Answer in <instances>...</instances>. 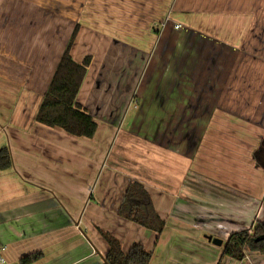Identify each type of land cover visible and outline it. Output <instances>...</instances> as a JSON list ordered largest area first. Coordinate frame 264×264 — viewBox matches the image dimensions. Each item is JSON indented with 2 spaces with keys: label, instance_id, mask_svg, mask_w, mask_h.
Here are the masks:
<instances>
[{
  "label": "crops",
  "instance_id": "obj_1",
  "mask_svg": "<svg viewBox=\"0 0 264 264\" xmlns=\"http://www.w3.org/2000/svg\"><path fill=\"white\" fill-rule=\"evenodd\" d=\"M169 23L237 50L229 56V81L213 98L210 114L192 113L193 87L187 81L193 69L189 74L187 53L183 71L174 43L168 45V67H154L162 27ZM77 25L72 57L76 62L93 57L78 94L79 103L98 123L93 138L36 121ZM166 49L164 45L161 52ZM219 70L215 73L224 74ZM205 93L201 89L194 98L201 109L203 103L208 107ZM226 108L233 109L234 123L247 118L243 122L251 124L249 130L264 132V0H0V148L8 146L13 159L11 168L0 169V248L5 247L0 264H19L36 251L42 256L33 264H106L109 246L99 229L117 237L124 251L134 242L151 251L161 247L164 260L156 263L158 255H153L150 264H213L218 258L219 264H264V255L248 249L243 260L221 258L218 245L209 239L219 237L224 243L232 232L252 225L257 219V182L249 192L254 197L240 203L225 178H214L188 156L183 174L167 177L155 160L160 151H151L158 143L145 142L151 137L143 128L139 134L132 132L135 125H158L154 129L163 123L187 124L193 115L224 125L229 122ZM132 139L140 142L143 152L131 154ZM245 166L258 169L255 164ZM205 173L211 177L205 182L192 178H208ZM133 181L144 184L166 220L158 240L154 232L118 214ZM212 188L222 191L214 195ZM189 190L205 193L203 200L209 203L191 210L193 203L186 201L184 216L179 215L184 222L168 229L170 220L178 218L170 215H178L177 205H184ZM225 201L244 206L246 214L252 210L250 224L226 217ZM192 247L206 254L198 256L197 250L189 262L177 257Z\"/></svg>",
  "mask_w": 264,
  "mask_h": 264
},
{
  "label": "rangeland",
  "instance_id": "obj_2",
  "mask_svg": "<svg viewBox=\"0 0 264 264\" xmlns=\"http://www.w3.org/2000/svg\"><path fill=\"white\" fill-rule=\"evenodd\" d=\"M168 15L169 13H167L165 17L162 15V18L160 19V21H158L159 23H157L159 25L161 23L163 24ZM172 26V23H169L167 25V28H164V26L162 27L161 31H165L162 34L163 36L159 39V50H157L156 54L158 58L155 60L154 67H156V69L168 67L167 61L170 57V53L168 52V45L169 47H172L174 43L176 44L179 65L183 68H181L183 71L186 68L185 62L183 60L185 59L187 53V57H189L188 73L190 74L191 69H193V74L188 76L189 81H187L193 87V98L191 103L195 107L193 108L192 113H205V111L208 110L210 114L213 110V106L216 100H213V98H216V96L220 93L222 83H224V81L226 83L229 78V75L227 76V74L233 61V59L229 58V56L233 54L235 55L237 53V50H235L234 47H231V45L229 46L220 42L215 37H206V35L203 33L183 27L181 29H174V27ZM187 40H189L188 44ZM164 45H166L167 49L165 53H162L161 51ZM219 47H223L224 52L220 51ZM218 67L220 69L219 72L223 70L224 74L215 73ZM249 78L250 77H246V79ZM201 89L204 90L206 92L205 94L208 95V107L205 108V104L203 103L202 109L198 107L201 103L199 104L198 102H196V100H194V98L198 96L197 93ZM224 111L225 120H229V122L224 125H220L221 122L208 124L205 120L193 117L195 116L193 115L191 118V122L187 124L163 123L159 125V128L155 127L154 129L152 128V126L158 125H135L132 132L135 131V133L139 134L141 133V128H143L145 131L149 132V137H151L149 141L145 142H152V140H154L158 143V145H152L154 150L151 151H160L158 153L159 156H155L157 157L155 160L160 165L161 174L167 177L183 174L185 163L184 161H186L185 158L186 156H188L189 158L191 157L193 158V160L195 159L194 164L196 166L199 165L200 168L204 170H210L209 172L214 176V178H216L215 176L217 175L222 176V179L225 178V181L230 183L227 185L231 186L230 190H232L233 196H236L235 198L239 199L240 203H242L243 201L247 202L249 197H254L252 193L249 192H253L256 186V184L253 183V181L255 180L258 186L256 189L257 213L255 217V219H257L252 223L253 225L254 223L256 224L258 220L264 221V132H262L263 130H249V126L251 124L243 122L247 118L239 117L238 119L240 121L234 123V119L232 121V117H234L232 114L233 109L226 108L224 109ZM201 120L204 122H202ZM207 129H209L208 132L206 131ZM251 135H257V137H253ZM135 140L136 139H132L130 141L131 146L129 148L131 154H134L135 152H143L141 149L142 145H140L139 141L137 143V141ZM152 146H150V148ZM141 155V158H148V155H146L145 153H141ZM244 160L246 163L244 162ZM246 164L252 165L251 167H253L255 164L258 167L257 171L246 167ZM202 174L204 175V173ZM205 175L208 176V173H205ZM192 178L194 181L200 183L201 181H197L196 179H203V182H205V179H210L211 177L209 178L208 176L207 178L200 176L199 178L195 177L194 174ZM193 180H191V186L193 184ZM260 185H262L263 187H260ZM193 186L196 185L193 184ZM212 189L215 191V193H212L214 195H216V192L222 191L220 188ZM192 190H196L197 192H199L202 189L197 190L195 188ZM206 190L207 189H204V192H206ZM226 190L228 189L225 188V191ZM204 196L205 193L204 195H201L199 193L195 194L192 192L188 194L187 197L183 196L184 205L181 203L180 205H177L176 214L178 215H170L171 218H178L173 221L170 220L171 223H169L168 229L174 230L175 227L179 226V222H184L182 220L185 219H183V217L180 218L179 215L184 216V211H186L184 209L186 201L193 203V207L191 208V210H195L196 207L199 210L205 208L209 201L207 199L203 200ZM179 197L182 198L181 195ZM237 206L238 204L228 203L225 201L222 213L225 214L229 219L234 220L239 225L250 224L252 217L254 216L252 215V210H249L248 214H246L244 213V210H242L244 206H242V208ZM196 218L199 219V217L195 216L194 220ZM183 238L184 237L181 236L180 238L179 236V239L182 240ZM182 242L185 246V242L183 240L180 242V244L182 245ZM222 249L223 245L217 246V251L222 252ZM197 250H199L197 252L198 256L206 254L205 251H202L200 248L192 247L191 250L183 251L178 254L177 257H182L180 259H185L186 257L187 261L189 262L191 258L194 259L193 253ZM208 254L212 256L211 252H209ZM153 255H158V257L156 258V263L159 262V260H164L165 257V254L161 247L153 251ZM218 261L219 258L213 264H217Z\"/></svg>",
  "mask_w": 264,
  "mask_h": 264
},
{
  "label": "trees",
  "instance_id": "obj_3",
  "mask_svg": "<svg viewBox=\"0 0 264 264\" xmlns=\"http://www.w3.org/2000/svg\"><path fill=\"white\" fill-rule=\"evenodd\" d=\"M77 25L70 37L66 49L59 61L48 91L40 105L36 121L49 127H58L76 137L93 138L98 123L79 103L78 94L92 64L93 57L87 55L81 62H76L71 54L78 34ZM13 166L10 148H0V169ZM118 214L156 234V239L165 229L163 219L154 206L152 196L143 183L133 181L129 184L118 208ZM108 243L105 255L106 264H150L153 251L141 242H134L128 251H124L121 241L109 232L99 229ZM156 240V241H157ZM246 249L264 255V221H257L248 228L232 232L224 240L221 258L224 256L243 260ZM42 256L33 252L23 256L19 264H33ZM220 262V260H219ZM218 262V264H219Z\"/></svg>",
  "mask_w": 264,
  "mask_h": 264
},
{
  "label": "water",
  "instance_id": "obj_4",
  "mask_svg": "<svg viewBox=\"0 0 264 264\" xmlns=\"http://www.w3.org/2000/svg\"><path fill=\"white\" fill-rule=\"evenodd\" d=\"M209 239L215 244V245H218V246H222L223 245V239L222 238H219V237H209Z\"/></svg>",
  "mask_w": 264,
  "mask_h": 264
},
{
  "label": "built area",
  "instance_id": "obj_5",
  "mask_svg": "<svg viewBox=\"0 0 264 264\" xmlns=\"http://www.w3.org/2000/svg\"><path fill=\"white\" fill-rule=\"evenodd\" d=\"M181 26H182V25H181L180 23H177V24L175 25L176 29L181 28ZM4 250H5V247H1V248H0V251H4ZM0 260H1V261L4 260L3 256H0Z\"/></svg>",
  "mask_w": 264,
  "mask_h": 264
}]
</instances>
